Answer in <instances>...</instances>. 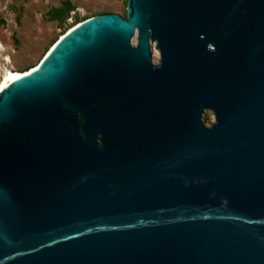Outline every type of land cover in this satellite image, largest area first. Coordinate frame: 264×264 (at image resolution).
I'll list each match as a JSON object with an SVG mask.
<instances>
[{"label":"water","instance_id":"obj_1","mask_svg":"<svg viewBox=\"0 0 264 264\" xmlns=\"http://www.w3.org/2000/svg\"><path fill=\"white\" fill-rule=\"evenodd\" d=\"M0 264H264V0H126L0 90Z\"/></svg>","mask_w":264,"mask_h":264},{"label":"rangeland","instance_id":"obj_2","mask_svg":"<svg viewBox=\"0 0 264 264\" xmlns=\"http://www.w3.org/2000/svg\"><path fill=\"white\" fill-rule=\"evenodd\" d=\"M65 0H0V74L24 70L40 61L50 46L74 23L94 14H125L126 0H70L73 9L61 22L45 14ZM152 49L153 60L158 53ZM157 54V55H156ZM211 118L208 125L213 122Z\"/></svg>","mask_w":264,"mask_h":264},{"label":"trees","instance_id":"obj_3","mask_svg":"<svg viewBox=\"0 0 264 264\" xmlns=\"http://www.w3.org/2000/svg\"><path fill=\"white\" fill-rule=\"evenodd\" d=\"M72 9L73 6L70 0H65L60 6H52L45 14V17L48 20H57L58 22H61L67 18Z\"/></svg>","mask_w":264,"mask_h":264},{"label":"bare ground","instance_id":"obj_4","mask_svg":"<svg viewBox=\"0 0 264 264\" xmlns=\"http://www.w3.org/2000/svg\"><path fill=\"white\" fill-rule=\"evenodd\" d=\"M75 24V23H74ZM73 24V25H74ZM72 25V26H73ZM71 26V27H72ZM70 27V28H71ZM64 33V32H63ZM62 33V34H63ZM61 34V35H62ZM155 53H158L157 50L155 49ZM154 53V54H155ZM157 55V54H156ZM38 63V62H37ZM37 63L31 65L30 67L24 69V70H14V69H5L1 74H0V90H2L5 86H7L10 82L20 78L24 74L28 72L29 69L33 68Z\"/></svg>","mask_w":264,"mask_h":264}]
</instances>
